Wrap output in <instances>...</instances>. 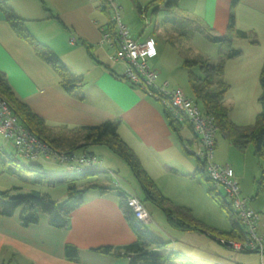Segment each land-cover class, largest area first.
I'll return each mask as SVG.
<instances>
[{"label":"crops","instance_id":"1","mask_svg":"<svg viewBox=\"0 0 264 264\" xmlns=\"http://www.w3.org/2000/svg\"><path fill=\"white\" fill-rule=\"evenodd\" d=\"M3 1L6 7L24 20L34 40L53 50L70 72L81 76V81L70 93L63 91L56 72L16 35L0 10V72L5 75L15 95L48 127L72 129L118 120V135L135 153L159 192L176 205L190 206L182 199L176 200L168 180L176 175L191 178L195 175L197 158L193 160L189 157L192 154L185 149L186 143L195 141V135L188 122L179 120L181 142L169 126L161 103L121 77L123 64L112 63V49L100 42L101 27H106V16L101 11L100 0ZM230 2L176 0V5L185 15L201 20L209 33L216 36L227 33L229 15L233 16L231 47L238 49L239 54L224 63L221 78L228 84V89L223 104L229 119L233 110L249 112V106L248 118H252L256 117L259 109L246 104V97L253 99V105L258 104V75L264 60V0H237L232 7ZM220 47L212 63L221 52L227 50L226 46ZM150 66L157 71L158 84L167 80L169 73L157 69L155 64L150 63ZM184 127L188 136L183 133ZM2 144L1 155L13 153L11 143L7 153L2 151ZM227 147L234 146L229 140H217L215 135L213 160L216 163H227L220 162V151L225 148L224 152L228 154ZM86 150L101 160L99 168L89 169L99 171L95 176L97 186L84 193L83 202L70 214L68 226H51L47 215L41 212L38 213L37 222L27 226L19 221V209L10 216L0 215V264H127L122 246L133 242L135 236L123 217L120 202L123 195H135L142 199L141 189L126 163L109 148L90 145ZM50 160L40 158L37 162L43 168L42 162ZM228 164L232 166L236 178L242 179L246 172L236 169L235 164ZM258 168L264 171L260 166ZM190 172L193 173L190 175ZM4 173L7 172H3L0 164V190H8L1 187L5 184L2 179ZM10 186L17 188L16 191L21 188ZM63 186L56 188V185L41 182L36 187L31 185L28 191L36 189L63 201L67 198L66 187ZM145 203L152 224V212ZM192 213L199 218L195 211ZM163 221L167 225L164 215ZM220 228L216 227L228 230ZM203 234L209 242L201 244L199 256L216 264L247 263L246 256L235 257L231 254L229 240L217 241ZM67 244L76 248V257H69L65 253ZM214 244L216 246H212ZM100 246H111L112 250L107 253L94 250ZM157 251L167 252L168 248ZM231 255L235 260L233 263L229 260ZM179 260L176 264H186L183 259Z\"/></svg>","mask_w":264,"mask_h":264},{"label":"trees","instance_id":"2","mask_svg":"<svg viewBox=\"0 0 264 264\" xmlns=\"http://www.w3.org/2000/svg\"><path fill=\"white\" fill-rule=\"evenodd\" d=\"M158 1L164 5V15L161 23L170 24L173 33L171 40L176 37L184 38L194 32L202 33L212 43L226 46L227 50L221 52L218 59L212 63L209 57L200 52L190 51L189 55L182 56L181 66L187 69V77L193 96L200 101L204 111L212 114L217 122L219 130L231 142L241 149L247 144L251 145L253 155L264 163V61L258 75L259 95L257 102L259 112L252 124H236L228 117L227 109L223 104L228 84L221 78L225 60L235 57L239 50L231 47V34L233 29V16L229 15L227 33L224 36L211 35L208 27L199 19L187 16L176 5V0H151L146 7ZM237 0H231V7ZM107 0H100L101 11L106 16V28L112 29L113 23L109 20ZM0 10L5 21L35 52V54L48 63L59 77L60 87L66 93L81 81V76L70 72L61 62L59 57L47 46L37 42L28 32L24 20L16 16L4 1L0 0ZM157 8H155V11ZM192 68H197L201 76L193 73ZM0 97L7 103L11 112L18 120L26 126L31 133L46 142L56 151L88 152L86 148L90 145H104L114 154L121 158L129 167L136 179L142 194L143 202H149L159 208L164 215L167 225L175 230L191 232L199 231L205 233L214 240H241L244 236L243 229L231 220V207L223 197L216 194L214 190H208L220 208L226 212L229 221V230H219L210 227L197 219L191 209L172 203L164 197L157 189L151 177L142 167L139 159L131 148L120 138L117 133L118 120H108L98 125L79 126L76 128H54L48 127L43 120L34 114L31 109L20 100L12 91L7 79L0 72ZM195 99V100H196ZM196 100V101H197ZM164 110V109H163ZM164 115L169 126L175 132L179 140L183 142L180 134V123L164 110ZM0 164L3 172H7L24 183H45L49 186L63 184L66 187L67 198L58 201L47 193L31 189L26 193L16 189L0 190V215L10 216L19 209V221L21 225L27 226L37 222L38 213H45L48 223L56 228H65L69 224L71 212L81 205L84 193L97 186L95 176L97 170H80L78 172H66L52 174L43 170L38 162H22L14 153L0 154ZM195 174H199L204 180L205 175L202 162L197 160ZM257 193L264 190V171L255 180ZM126 196H122L120 209L125 221L135 236V240L122 246V253L127 258V264H176L177 260L184 259L186 264H195V260L186 257L176 250H168L159 253L157 250L164 249L167 241L152 234L146 225L141 224L133 215L125 202ZM65 253L69 257H76L77 250L71 245H65ZM94 250L107 253L112 250L111 246H100Z\"/></svg>","mask_w":264,"mask_h":264},{"label":"rangeland","instance_id":"3","mask_svg":"<svg viewBox=\"0 0 264 264\" xmlns=\"http://www.w3.org/2000/svg\"><path fill=\"white\" fill-rule=\"evenodd\" d=\"M150 1L151 0H113V3L118 7L119 22L125 26L131 38L137 41H144L146 38H151L155 42V46L158 50L157 55L156 57L151 58L149 62L155 64L157 69L163 70L166 74H170L167 76V80L170 83L169 87H179L187 95L193 96L187 77V69L180 65L181 57L189 55L190 51L200 52L208 55L210 61L213 62L216 59L219 48L221 47L218 44L209 41L204 34L198 32L191 35L189 34L184 38L176 37L174 40H171L169 38L171 33H173L171 25H163L161 23L165 11L164 5L158 3V1H152L154 3L145 8ZM155 8H157L156 11ZM108 13L109 15L113 14V9L111 7L108 8ZM192 71L197 76H201L197 68H192ZM193 98L196 99L194 96ZM246 99V104L254 107L256 106V108L259 109V104L256 103V105H253V99L251 97L247 96ZM197 103L201 106L200 101L197 100ZM250 110L251 106H249V112ZM239 111L240 110H235L234 112L233 110V112L230 113V119H232L234 123L244 125L252 124L254 122L255 116L248 118L250 115L249 112ZM183 133H185L186 136L189 135L185 127ZM216 139L228 140L220 131L217 132ZM0 143H3V152L7 153L11 149L10 142L1 134ZM227 148L228 154L224 152L226 151L225 148L224 151L223 148L220 151V162L235 164L236 169H243L246 172L242 179H237L235 176L238 182L240 196L248 198V205L251 209L258 212H264V190L257 193V187L254 181L261 173V169L258 167L260 166L264 170V163L254 157L251 145L249 144L241 149L235 147ZM189 157L193 158V160L195 159L193 155H189ZM20 161L23 162L22 159ZM240 164H242V166ZM42 165L45 171L52 174L71 172L64 164L58 163L52 159L48 162H42ZM83 169L89 170L91 168L85 167ZM104 173L106 176L107 173ZM192 173L193 172H190V175ZM117 175L120 176L119 173H117ZM2 179L5 181V184L1 186L3 189H12V186L10 185H17L18 187H21L18 191L25 193L31 185H35L36 187V183H24L21 178H17L7 173H4ZM168 181L170 182V184L169 182L168 184L172 188V193L176 197V200L180 201L182 199L183 201H186L188 205H190L188 208L190 207L189 209H191V211L197 213L200 221L210 227H214L215 225V228L221 227L220 229L229 230L230 224L226 217V212L219 207L212 195L208 193V190H214L216 194H219L226 202H228V197L222 186H214L209 180H204L200 177L199 174H195L192 178L176 175ZM56 186V188H64L63 184ZM44 188L45 187H38V189ZM145 204L150 208L153 218V223L146 224V228L155 236L167 241L166 247L168 250L174 249L186 257L194 259L195 264H216L208 258L206 259L199 256L201 254V244L209 242L208 239H205L206 237L203 233L182 232L171 229L164 223L163 215L157 207L149 202H146ZM157 226H159V228H157ZM212 246L216 245L214 244ZM230 252L235 257L246 256L247 263L241 264H261L257 252L233 251L232 249H230ZM262 259L264 263V256Z\"/></svg>","mask_w":264,"mask_h":264},{"label":"built area","instance_id":"4","mask_svg":"<svg viewBox=\"0 0 264 264\" xmlns=\"http://www.w3.org/2000/svg\"><path fill=\"white\" fill-rule=\"evenodd\" d=\"M107 1L113 9L109 19L113 28L101 27L100 42L112 49L110 61L123 64L121 77L130 85L141 88L147 96L160 102L163 109L176 120L189 123L195 141L186 143L185 149L202 162L208 180L214 186L223 187L231 207V220L243 229V238L230 241V248L233 251L257 252L263 264L264 212L251 209L248 198L240 196L232 166L228 163L218 164L213 160L215 135L219 129L215 117L204 111L197 101L181 88L169 87L167 80L157 83V71L149 63L157 54L155 42L151 38L144 41L132 39L125 26L119 22L118 7L114 5L113 0ZM0 134L11 143L14 155L24 162L49 158L64 164L72 172H78L85 167L99 168L101 164L100 159L88 152L52 149L18 120L1 97ZM125 202L141 224L151 222L149 212L137 196L129 195ZM229 260L234 262L232 255Z\"/></svg>","mask_w":264,"mask_h":264}]
</instances>
